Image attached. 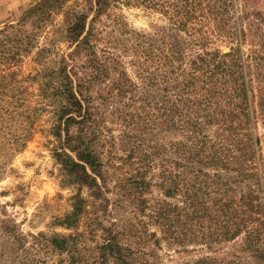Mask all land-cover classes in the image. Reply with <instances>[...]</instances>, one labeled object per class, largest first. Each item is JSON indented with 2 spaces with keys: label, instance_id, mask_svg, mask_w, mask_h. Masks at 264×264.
Segmentation results:
<instances>
[{
  "label": "trees",
  "instance_id": "16d2710c",
  "mask_svg": "<svg viewBox=\"0 0 264 264\" xmlns=\"http://www.w3.org/2000/svg\"><path fill=\"white\" fill-rule=\"evenodd\" d=\"M69 1L41 0L16 24L0 28V120L27 118L29 110L22 108L31 84L40 79L42 108L51 110L58 142L53 156L70 184L102 204L110 203L106 119L133 128L139 135L130 137L128 159L137 156L140 168L126 196L136 214L151 210L148 218L159 225L163 239L152 243L155 235L149 236L137 218L123 230L117 224L104 229L102 242L91 248L99 213H91L88 201L77 195L72 211L58 221L73 234L26 235L15 226H0V264H48L64 255L60 264H161V241L185 248L188 237L201 238L219 254L225 244L239 248L240 255L227 249L223 258L205 257L197 264H264V155L252 128L254 103L264 125V53L255 55L251 73L239 51L206 49L200 25L208 17L220 32H230L218 0H85L80 11L66 13L59 31L70 48L51 68L46 62L51 49L40 48L39 37ZM119 3L159 11L171 25L153 35H127L117 21L124 40L112 37L113 30L98 51L106 38L97 26ZM202 11L206 19L201 20ZM34 50L43 69L26 75L22 64ZM129 53L140 83L125 69L123 55ZM153 188L163 200L149 205L144 196ZM83 218L87 226L80 232Z\"/></svg>",
  "mask_w": 264,
  "mask_h": 264
},
{
  "label": "rangeland",
  "instance_id": "374dc122",
  "mask_svg": "<svg viewBox=\"0 0 264 264\" xmlns=\"http://www.w3.org/2000/svg\"><path fill=\"white\" fill-rule=\"evenodd\" d=\"M39 1L41 0H0V28L16 24L23 14ZM84 1L70 0L39 37V47L51 49L49 58L46 60L49 67H55L54 62L58 61V56L67 53L70 48L59 31L60 28L62 30L65 27L66 13L80 11V5ZM216 4L223 11L225 9L224 19L229 23L226 29L230 32H220L217 28L218 22L213 21V17H208L207 21L204 20L200 25V27L203 26V34L208 38L206 49L210 52L223 53L239 51L246 60L244 63L246 65L249 63V69L251 73H254L256 68L254 57L257 52L264 53V0H218ZM198 15L201 20L206 19L203 11ZM101 20L97 28L103 29L106 39L97 44L98 51L104 50L109 39L108 35L113 30L116 31L113 32L112 37L124 40L121 37V29L114 26L117 21L122 28L126 27L127 35L133 32L153 35L159 29H168L171 25L169 16L159 11L142 5L125 6L121 3L113 4L109 13ZM127 39L130 38L125 40ZM127 44L132 47L133 42H127ZM194 49L197 52L199 47L196 45ZM36 59L37 50L25 57L22 64L24 74L34 75L36 71L43 69ZM123 61L127 73L133 80L140 83V80L136 79L137 69L132 65L135 61L133 54H124ZM37 81L31 84L28 99L25 107L22 108L23 111L27 110L26 112L29 110V114H25L27 118L21 119L17 116L13 121L11 117L6 116L3 121L0 120V226H15L19 232L26 235L73 234L75 231L59 225L58 221L72 211L74 198L80 195L88 201L87 208L91 213H99L101 224L95 226L97 236L93 239L94 242H89L88 246L91 248H94L96 242H102L103 236L106 235L103 232L104 229L113 228V225L117 224L123 230L137 218L147 225L149 236L155 235V238L150 239L152 243L156 239H163L159 225L152 224L148 218L151 210L148 208L144 214L140 211L136 214V206L130 204L131 200L126 196L131 188L129 181L140 168L137 156L131 161L128 159L129 149H131L129 143L132 142L130 137L139 135L138 132L127 127L122 121L112 117L106 119L105 127L109 132L105 142L104 162L109 177L106 197L110 203L102 204L101 201L90 199L87 189H79L78 186L70 184L53 156L54 149L58 147V142L53 136L54 120L51 110L42 108L45 99L41 98ZM22 110H19L17 115ZM254 110L256 116L254 127H252L253 133L259 139V147L264 155V125L255 103ZM165 139L169 141L172 138L166 136ZM144 197L149 205L163 200L162 195L155 188L145 193ZM83 219L79 226L80 232H83L87 226L86 219ZM243 238L244 234L240 236L236 244L241 243ZM185 242L187 247L184 248L177 243L169 247L165 241H161L157 248L158 261L161 264H197L205 257L221 259L223 258L221 255L227 249L230 253L240 255L239 248H236L233 243L225 244L219 254L216 248L207 249L204 244L206 242L201 238L193 241L188 237ZM153 247L151 245L150 249ZM90 254L92 251L88 252L87 256ZM62 258L67 257L66 255L52 257L48 264H60L59 261ZM229 258L234 257L229 256Z\"/></svg>",
  "mask_w": 264,
  "mask_h": 264
}]
</instances>
